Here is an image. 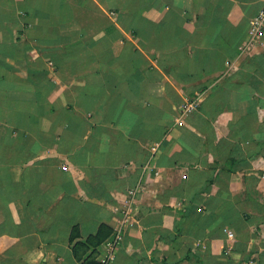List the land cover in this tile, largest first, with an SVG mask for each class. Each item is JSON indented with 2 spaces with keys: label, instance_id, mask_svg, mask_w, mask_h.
<instances>
[{
  "label": "crops",
  "instance_id": "0c3cea01",
  "mask_svg": "<svg viewBox=\"0 0 264 264\" xmlns=\"http://www.w3.org/2000/svg\"><path fill=\"white\" fill-rule=\"evenodd\" d=\"M263 7L0 0V264H264Z\"/></svg>",
  "mask_w": 264,
  "mask_h": 264
},
{
  "label": "built area",
  "instance_id": "2783aa9c",
  "mask_svg": "<svg viewBox=\"0 0 264 264\" xmlns=\"http://www.w3.org/2000/svg\"><path fill=\"white\" fill-rule=\"evenodd\" d=\"M264 47V7L259 13L250 21L248 30V40L242 46V50H248L255 52ZM199 98H193L187 100L182 106V115H188L195 111L199 107ZM131 197L135 195L134 191L130 192ZM131 202L127 201L124 205H121L117 211L120 213V220L118 229L114 235L108 239L105 243L106 255L103 264H111L115 259L118 248L123 242L126 229L131 223L132 209Z\"/></svg>",
  "mask_w": 264,
  "mask_h": 264
},
{
  "label": "trees",
  "instance_id": "16d2710c",
  "mask_svg": "<svg viewBox=\"0 0 264 264\" xmlns=\"http://www.w3.org/2000/svg\"><path fill=\"white\" fill-rule=\"evenodd\" d=\"M111 235V231L108 228L101 226L95 237L90 238L87 243L78 242L74 246V252L78 259H83L82 256L86 255L89 248L92 247V252L89 256H86V261L83 264H99L95 260V256L98 253V248L105 242V240ZM80 237V232L77 228L73 230L71 241L74 242ZM81 253V254H80Z\"/></svg>",
  "mask_w": 264,
  "mask_h": 264
},
{
  "label": "rangeland",
  "instance_id": "374dc122",
  "mask_svg": "<svg viewBox=\"0 0 264 264\" xmlns=\"http://www.w3.org/2000/svg\"><path fill=\"white\" fill-rule=\"evenodd\" d=\"M105 241H107V239Z\"/></svg>",
  "mask_w": 264,
  "mask_h": 264
}]
</instances>
